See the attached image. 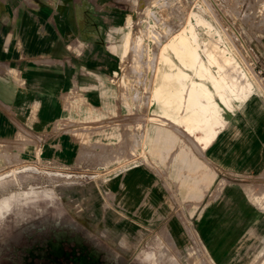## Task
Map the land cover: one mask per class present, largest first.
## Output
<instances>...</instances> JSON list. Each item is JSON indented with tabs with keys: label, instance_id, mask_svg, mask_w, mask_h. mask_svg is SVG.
<instances>
[{
	"label": "rangeland",
	"instance_id": "obj_1",
	"mask_svg": "<svg viewBox=\"0 0 264 264\" xmlns=\"http://www.w3.org/2000/svg\"><path fill=\"white\" fill-rule=\"evenodd\" d=\"M141 5H146L145 15L137 18L134 11L128 12V21L117 27L107 43V78L100 81L98 90L102 91L98 103L104 110L90 104L83 94L66 95L64 106L69 114L55 122V127L66 129L72 137L79 149L76 159L44 158L38 147L23 148L30 144L23 136H18L22 144L0 142V206L11 202V209L0 217V264H48L43 259L58 242L57 236L62 237V249L81 248L82 253L92 250L107 264H264V235L259 232L264 219L255 226L261 236L248 225L236 243L227 247L228 225H219L211 212L222 198V189L237 186L264 215V198L251 199L253 194L264 193V157L258 151L250 153L248 146L241 144L235 154L226 152L222 157L231 159L223 162L231 171L228 173L213 163L215 156L200 150L182 130H188L182 120L193 105L186 91L192 81L211 89L215 107L221 103L207 79L208 71L216 77L219 73L217 65L209 64L203 54L205 43L227 49L239 64L238 71L252 85L243 102L226 90L237 111L247 114L260 101L264 106L259 79L249 66L254 55L264 64V0H223L218 9L205 5L197 9L196 0H139ZM181 33L189 37L195 34L200 41L197 47L206 61L207 70L202 74L205 80L200 81L196 69H186L181 57L166 48ZM123 44L129 46L124 57ZM178 69L190 75L180 89L169 86L167 80ZM82 108L93 111L83 113ZM204 109L209 110V105ZM195 111L200 112L197 107ZM207 115L208 120H215L209 112ZM170 116L178 121L170 120ZM156 128L171 131L177 142L150 139ZM214 130L209 136L215 139ZM197 133L202 134L197 140L204 137L202 132L192 135ZM182 144L215 174L200 202L187 198L181 185L187 171L179 172L173 158ZM14 146L19 151L24 149L25 157L11 151ZM133 164L151 183L140 204L127 211L118 206V190L108 188L107 180L124 174ZM33 191L38 198L20 202V197ZM150 192L158 195L151 209L155 222L138 216ZM207 204L210 211L205 210ZM174 225L180 226L179 235L171 233ZM212 245L214 249L225 248L210 256Z\"/></svg>",
	"mask_w": 264,
	"mask_h": 264
},
{
	"label": "crops",
	"instance_id": "obj_2",
	"mask_svg": "<svg viewBox=\"0 0 264 264\" xmlns=\"http://www.w3.org/2000/svg\"><path fill=\"white\" fill-rule=\"evenodd\" d=\"M138 1L0 0V142L22 144L24 141H19L18 136H23L30 142L22 145L23 148L38 147L44 158L61 161L77 158L79 149L76 150L72 137L66 129L55 127V122L69 114L64 102L66 95L71 93L83 94L90 104L104 110L98 103L102 100V91L98 93V90L102 84L100 81L107 78V43L117 27L128 21V12L134 10ZM128 47L123 44L122 57L127 54L124 50ZM216 106L218 120L214 121L213 130L220 127L215 129L218 133L214 130V140L210 141L207 136L197 140L201 133L193 136L182 127L199 149L215 156L216 160L211 158L213 163L227 169L228 173L231 171L223 162H231V159L223 160L222 157L226 152L235 154L241 144L247 145L250 153L256 151L257 154L258 151V155L264 157L262 101L247 114L237 111L232 99L228 105L221 101ZM82 109L83 113L92 110ZM170 120L178 121L172 116ZM246 120L250 123L247 124ZM174 137L171 131L163 128H156L153 136H149L175 144ZM24 149L19 151L14 146L11 151H19V156L25 157ZM173 159L179 172L187 171L181 181L185 196L200 202L214 182L215 174L205 162L192 155L185 144L180 146ZM0 164H3L2 160ZM150 183L142 169L133 164L125 169L124 174L107 180V187L118 190V206L129 211L140 204ZM261 198L264 193L251 195L253 202ZM157 201L158 195L150 192L148 200L140 206L138 216L155 222L151 209ZM215 205L212 217L217 218L219 225H228L230 231L225 241L227 247L236 243L248 225L256 230L255 226L264 219V215L249 203L248 195L237 186L223 188L222 198ZM209 206H205L206 211H210ZM256 232L258 236H261L259 232L264 235V227ZM171 233L179 235L180 226H172ZM223 249H214L212 245L210 256L218 255Z\"/></svg>",
	"mask_w": 264,
	"mask_h": 264
},
{
	"label": "bare ground",
	"instance_id": "obj_3",
	"mask_svg": "<svg viewBox=\"0 0 264 264\" xmlns=\"http://www.w3.org/2000/svg\"><path fill=\"white\" fill-rule=\"evenodd\" d=\"M201 21L202 20H199L198 22ZM190 28L191 27H189V29ZM190 32H192V30ZM128 37H130V33L127 34L126 38ZM198 44L201 43L195 34H192L189 37L188 34L181 33L175 37L166 48L169 50V53H175L177 56L181 57V63L186 69L189 67L196 69V75L201 81L205 80L202 78V74L207 70V67L205 59L198 52ZM204 47L205 49L202 51L207 62L211 65L216 64L218 67L219 77H216L212 71H208L207 79L219 99L228 105L231 100L230 95L227 96L226 93V90H228L231 95H235L241 102L245 101L248 95L252 92V85L246 75L243 72L238 71L239 64L230 53H228L229 51L227 49H219L212 45L208 46L206 43L204 44ZM189 79L190 75L182 69H178L176 73L167 76L169 86L178 87L177 89H180L182 83L187 82ZM236 85H239L238 90L235 89ZM186 91L188 92L187 100H191L193 105L192 108L188 110V116L182 120L183 124L187 125L190 134L202 132L210 141L211 139L213 140V136H209V134L212 131L214 121H217L218 118L215 112V103L211 89L204 83L192 81L189 89ZM207 105H209L210 109L202 110ZM196 107L200 110L199 113L195 111ZM208 112L209 115L213 116L215 119L214 121L208 120Z\"/></svg>",
	"mask_w": 264,
	"mask_h": 264
},
{
	"label": "flooded vegetation",
	"instance_id": "obj_4",
	"mask_svg": "<svg viewBox=\"0 0 264 264\" xmlns=\"http://www.w3.org/2000/svg\"><path fill=\"white\" fill-rule=\"evenodd\" d=\"M39 195L36 192H30L24 194L22 197L19 198L20 202L38 198ZM7 205V203H4L0 206V217L4 216L5 212H8L11 209V202ZM64 237V236H63ZM58 242L52 247L50 250L49 256L46 257V259H43L48 264H107L103 262L102 259H100V254L93 253L92 250L87 251L86 253H82L81 248L79 250L75 248H71L70 250H64L61 248L60 240L62 237H58ZM74 240V243L77 247H80L81 243L77 241L76 239H70Z\"/></svg>",
	"mask_w": 264,
	"mask_h": 264
},
{
	"label": "built area",
	"instance_id": "obj_5",
	"mask_svg": "<svg viewBox=\"0 0 264 264\" xmlns=\"http://www.w3.org/2000/svg\"><path fill=\"white\" fill-rule=\"evenodd\" d=\"M223 0H196V6L197 9L201 8V5H205L207 7H214L215 9H218L219 4ZM152 7L153 5L150 4ZM146 9V5L139 6V1L136 2V6L134 8V14H136L137 18H139L138 15H141L144 13V10ZM145 15V13L143 14ZM136 18V19H137ZM251 60L249 61V66H251L253 73L255 76L259 79L260 83V92L263 95L264 99V64L260 63V59L258 55H254L253 57H250Z\"/></svg>",
	"mask_w": 264,
	"mask_h": 264
}]
</instances>
